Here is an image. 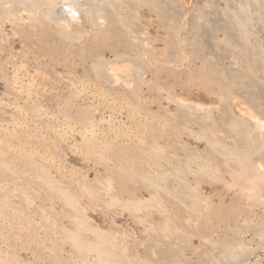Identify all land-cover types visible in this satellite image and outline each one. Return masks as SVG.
Masks as SVG:
<instances>
[{
  "label": "bare ground",
  "instance_id": "6f19581e",
  "mask_svg": "<svg viewBox=\"0 0 264 264\" xmlns=\"http://www.w3.org/2000/svg\"><path fill=\"white\" fill-rule=\"evenodd\" d=\"M200 1L193 13L188 0H0L1 15L27 14L21 54L58 68L34 72L47 84L33 79L24 97L8 80L21 120L0 128V264H183L188 252L117 250L110 218L147 236L196 223L208 244L229 209L256 198L264 208V55L238 37L241 3L256 0ZM10 31L1 19L2 44ZM233 46L243 56L220 67L218 50ZM224 248L191 252L227 264Z\"/></svg>",
  "mask_w": 264,
  "mask_h": 264
},
{
  "label": "rangeland",
  "instance_id": "374dc122",
  "mask_svg": "<svg viewBox=\"0 0 264 264\" xmlns=\"http://www.w3.org/2000/svg\"><path fill=\"white\" fill-rule=\"evenodd\" d=\"M189 1V5L187 6V9L189 8L190 12H195L196 9L198 8V6H200V4H202L203 2H201L200 0H188ZM206 1V0H205ZM261 1V2H260ZM248 2V3H247ZM245 1L244 3H241V6L242 7V11L244 14H246L248 16L247 18V26L245 30L241 31L238 35L239 38H241V43L242 44H247L248 46H251V47H255V49H257L261 54L264 55V0H256L254 1V3H251L250 1ZM194 6V4H196ZM205 3V2H204ZM207 3V2H206ZM246 3V4H245ZM251 6H250V5ZM180 5V4H179ZM223 5V3H222ZM197 6V7H196ZM180 7V6H179ZM191 7V8H190ZM193 8V9H192ZM195 8V9H194ZM192 9V10H191ZM208 11H211L212 10V7L210 6V4L207 3V8H206ZM9 11V10H8ZM24 13V14H23ZM11 14H14V15H11ZM17 14V15H16ZM20 14V13H19ZM18 13H13V11L11 10V12L9 11V15H8V12L6 11V14H4L7 17L9 18H13L15 17L18 21L15 22V23H12V20H9L11 22H9L8 20H6V18H4V15L0 14V20L2 19L3 21V24L5 26V28H7V30L9 29V41L5 44H2V42H0L1 46H0V128H3L4 127H8L10 129H14L16 127V124L21 120V115L20 113L18 112L17 110V105L18 103L16 102V100L13 98V96L9 93L8 89H9V85L10 84V81L8 80H11L12 78V75H15L13 77H15L17 80H18V90L21 92V95H23V97L25 96V86L27 85V83L33 81L34 79V82L36 84V86H38V84H40L38 87L40 88H44L45 85L44 84H47L45 81H41V79L39 78H36V74H34V72L37 73V71L39 72H48L51 69L53 70H57L58 68L57 67H52L50 65L47 66V64H44L42 62L40 63H37L36 60L32 59L31 57L29 58L28 56L24 55L23 53L21 54V51L15 46V43H16V37H15V34H16V31L21 28L23 25L21 24H24V23H27L28 21V18H27V14L25 12H21V14L19 15ZM256 16H255V15ZM22 17V18H20ZM23 18H25L23 20ZM256 18V19H255ZM6 22H5V21ZM9 22V23H8ZM18 24V25H17ZM210 27L211 26V22L208 23ZM207 24V25H208ZM21 25V26H20ZM250 25V26H249ZM249 29V30H248ZM251 29V30H250ZM12 33V35H11ZM14 34V36H13ZM11 35V36H10ZM254 37V39H253ZM152 42H154V39L151 38L150 39ZM244 40V41H243ZM258 42V43H257ZM233 50H232V53L231 52H228L226 50H224L223 48L219 49L218 52L221 53L222 57L221 59H219L218 61V64L220 65V67H222V65H224V62H229L231 61V59H235L233 58V56H236V59L239 61L241 59V57L243 56V50L242 49V46H233L231 47ZM3 49L5 52H3ZM15 50V51H14ZM17 50V51H16ZM19 51V52H18ZM3 52V53H2ZM8 52V53H7ZM14 53V54H13ZM11 54V55H10ZM13 54V55H12ZM24 55V57L22 56ZM18 56H19V59H21V61L18 59ZM15 59H14V58ZM228 57V58H226ZM8 59V60H5V59ZM261 55H255L254 56V59L256 61H261ZM29 59V60H27ZM5 60V61H4ZM7 61V63H6ZM9 61V62H8ZM15 61V62H14ZM2 62V63H1ZM14 62V63H12ZM5 63V64H4ZM12 63V64H11ZM8 64V65H7ZM22 64V66L20 65ZM12 65V66H10ZM17 65V66H15ZM34 65V66H33ZM38 65V66H37ZM9 66V67H8ZM42 66V67H41ZM11 67H12V70H11ZM22 67V68H21ZM44 67V68H43ZM6 68L9 70H6ZM27 69V70H26ZM36 69V71H35ZM6 70V71H5ZM11 70V71H10ZM20 72V73H19ZM27 74H26V73ZM16 73V74H15ZM23 76H22V74ZM9 74V75H8ZM3 77H2V76ZM7 75V76H6ZM18 75V77H17ZM27 75V76H26ZM32 75V76H31ZM49 75V74H48ZM25 76V77H24ZM50 76V75H49ZM8 77V78H7ZM29 77V78H28ZM33 77V78H32ZM35 78H36V81H35ZM24 81H23V80ZM50 79L51 81L53 82L54 80V77L52 78V76H50ZM49 79V80H50ZM4 80V81H3ZM6 80V81H5ZM27 80V81H26ZM2 82V83H1ZM51 82V84H52ZM5 83V84H4ZM23 83V84H22ZM49 84V86L51 85ZM5 85V86H4ZM8 85V86H7ZM22 86V87H21ZM2 87V88H1ZM5 87V88H4ZM7 87V88H6ZM24 88V89H23ZM64 91H65V94L68 95L70 91L69 87L68 86H65L64 87ZM5 92H4V91ZM3 92V93H2ZM6 94V95H5ZM21 97V101H19V103H23L22 100H24V98ZM3 102V103H2ZM2 111V112H1ZM15 111V113H14ZM4 113V114H3ZM7 113V114H6ZM3 114V115H2ZM10 115V116H9ZM14 118V119H13ZM10 119V120H9ZM20 119V120H19ZM4 120L7 122H4ZM9 121V122H8ZM15 122V123H13ZM10 125V126H9ZM64 160L67 162L68 161V164L69 165H77V163H73L74 161L69 159V158H64ZM71 160V161H70ZM72 162V163H71ZM217 175V176H216ZM213 176V177H212ZM222 177L221 173L218 172L216 174H213V175H208L206 176L205 178V183L206 184H209V183H212L214 182L215 180H220V178ZM217 178V179H215ZM210 179V180H209ZM215 179V180H214ZM208 182V183H207ZM250 201H247L245 202L244 204H240L238 205V207H235V208H232L231 210L229 209L228 211H231L230 212H227V219L225 222H219L218 220H214V225H215V228H216V231L214 232V237H213V234L211 235V241H207L209 242V246L208 244L206 243H203L202 241L199 240V238H196L198 235H197V231L200 232V230H204V228L202 226H200L199 224H193V225H183L180 224V223H177V222H173V223H167V226H164V224H157V228H155V230L157 231V234L156 233H150V235L154 236L155 238H151V236H147V233L144 231H142V227L141 226H138V227H133L132 225H130V222L124 220L123 218L121 219H117L115 220L113 217L110 218L111 222H118L117 225L115 224V226H119L118 229L119 231H116L118 232L119 234L121 233V235H117L116 233H111L113 236L112 238L114 239L115 242H113L117 247V250H120L122 252H127L129 251L127 254H130L132 252H143L145 248L147 247H150V252H174L175 254L177 255H180L181 252H188V256L190 258H188L187 260L182 258V260L178 261L179 263H183V264H196L195 263V260L198 258V255H195L193 254L195 251L198 252L199 254L201 253H206V252H210V251H214V252H218L217 250L219 249V252L221 251L220 248L223 250L225 249L224 247H230V249H232L231 247H233V249L235 250H231V254L230 256L233 254V256L229 257V262L227 261L226 263L227 264H230L234 262V264H264V208L263 206L259 203L260 200H258V198H256V202L255 200L253 201L254 204L252 203L251 199H249ZM253 200V199H252ZM258 200V201H257ZM250 208V209H249ZM249 209V210H248ZM248 210V211H247ZM238 211V212H237ZM236 212V213H235ZM245 212H247L245 214ZM239 213V216L242 217L240 218L238 216L237 217H234L236 216V214ZM249 215V216H248ZM252 215V216H251ZM232 216V218L230 217ZM244 216V217H243ZM234 217V218H233ZM115 220H113V219ZM244 218V219H243ZM125 221V225L122 224V223H119L122 222L123 220ZM238 219V220H236ZM218 221V222H217ZM252 221V222H251ZM109 221V224L111 223ZM128 224H127V223ZM218 225H217V223ZM124 223V222H123ZM222 223V225H221ZM246 223V224H245ZM119 224V225H118ZM171 224V225H170ZM227 224V225H226ZM230 224V225H228ZM112 226L114 225L113 223L111 224ZM122 225H123V228H125V230L122 228ZM159 225V226H158ZM166 225V224H165ZM170 225V226H169ZM175 225V227H174ZM195 225V226H194ZM221 225V227H220ZM231 225H234V228L232 229L230 226ZM236 225V226H235ZM262 225V226H261ZM128 226H130L128 228ZM179 226H182V227H179ZM186 226V227H185ZM194 227V230L198 227V230L196 229L195 232L194 230L192 229ZM223 226V227H222ZM229 226V227H227ZM169 227V231H167L166 228ZM176 227H178L179 229H175ZM190 227V229H189ZM226 227V228H225ZM260 227V228H259ZM122 228V229H121ZM160 228V229H158ZM185 228V229H184ZM256 228V229H255ZM132 229V230H131ZM137 229H139L137 231ZM158 229V230H157ZM162 229V230H161ZM166 229V230H164ZM171 229L173 231H177V232H170ZM175 229V230H174ZM192 229L191 232H189L190 230ZM228 229V230H227ZM232 230V231H231ZM129 231L133 232V235H136V236H132L131 232L129 233ZM142 231V232H140ZM181 233H180V232ZM184 231H186L189 235H187V233L185 234ZM123 232H125V234L127 233V238L130 237V238H126L125 237V234L123 236ZM136 232V233H135ZM168 233H171V234H174V235H169L167 234ZM203 232V231H202ZM200 232V233H202ZM238 232V234H237ZM135 233V234H134ZM165 235H164V234ZM192 233V234H191ZM194 233H196L194 235ZM221 233V234H220ZM116 234V235H115ZM155 234V235H154ZM184 234V235H183ZM233 234V235H232ZM235 234V235H234ZM261 236H260V235ZM158 235V236H156ZM164 235V236H162ZM178 235V236H177ZM182 235V236H180ZM190 235L193 236V238L191 237L190 238ZM197 235V236H196ZM147 236V237H146ZM152 236V237H153ZM166 236H168L166 238ZM170 236H172L170 238ZM177 236V237H176ZM184 236V237H183ZM216 236V237H215ZM224 236V237H223ZM116 237H121L119 240L121 241V243L119 242L118 238ZM124 237V238H122ZM137 237V239H136ZM147 239H146V238ZM157 237V239H156ZM162 237V238H161ZM176 237V238H175ZM179 237V238H178ZM181 237V238H180ZM183 237V238H182ZM260 237V238H259ZM126 238V239H125ZM132 238V239H131ZM140 240H139V239ZM164 238H166L164 240ZM173 238H175L173 240ZM218 238V239H216ZM263 238V239H262ZM124 241H123V240ZM135 241H134V240ZM146 239V240H145ZM159 239V240H158ZM171 239L173 240L172 242H175L177 246H175V244H173L171 242ZM178 239V240H176ZM208 239V240H209ZM231 239V240H230ZM128 240V241H126ZM138 240V242H137ZM150 240V241H148ZM159 241V242H156V241ZM199 240V241H198ZM223 240V241H222ZM231 242H234V243H230L229 244V241ZM236 242H235V241ZM239 240V241H238ZM123 241V242H122ZM142 241V243H141ZM148 241V242H147ZM152 241H155L152 243ZM163 241V244L165 242L164 245H162V242ZM178 241V243H177ZM213 241V242H212ZM228 242L227 244L225 243ZM127 242H130V243H127ZM135 242V243H134ZM167 242V243H166ZM182 242V243H181ZM201 242V243H200ZM212 242V243H210ZM139 243H141L140 245H138ZM157 243V244H156ZM159 243V244H158ZM171 243V244H170ZM190 243V244H189ZM218 243V244H217ZM119 244V245H117ZM127 244V245H126ZM144 244V245H143ZM161 244V245H160ZM212 244V246H211ZM215 244V245H214ZM217 244V245H216ZM234 246H233V245ZM239 244V245H238ZM125 245V246H124ZM136 245V247H134ZM155 245V246H154ZM187 245V246H186ZM190 245V247H189ZM220 247H219V246ZM226 245V246H225ZM232 245V246H231ZM238 245V246H237ZM121 246V247H119ZM131 246V247H130ZM138 246V247H137ZM159 246V247H157ZM162 248H161V247ZM164 246V247H163ZM174 246V247H173ZM203 246V247H202ZM214 246V247H213ZM223 246V248H222ZM135 248V251H133V249ZM157 247L156 249H153ZM166 247V248H165ZM171 247V248H170ZM193 249H192V248ZM197 247V248H196ZM213 247V248H212ZM217 247V248H216ZM250 247V248H249ZM137 248V249H136ZM152 248V249H151ZM164 248V250H163ZM168 248V249H167ZM182 248V249H181ZM188 250H187V249ZM194 248L195 251H194ZM199 248H201L199 250ZM22 249V246H18L17 247V251L19 252L20 250ZM122 249V250H121ZM125 249V250H124ZM158 249V251H157ZM172 249V250H171ZM175 249V250H174ZM198 249V250H197ZM217 249V250H216ZM229 249V250H230ZM154 250V251H152ZM174 250V251H173ZM208 250V251H207ZM245 250V251H244ZM118 251V252H120ZM191 251H194V252H191ZM212 251V252H213ZM235 251V253H234ZM68 252H75L73 250L71 251H68ZM78 252V251H76ZM223 252V251H221ZM239 252V253H238ZM193 255L192 257L190 256ZM236 254V255H234ZM243 255V256H242ZM235 256V257H234ZM247 256V257H246ZM241 257V258H240ZM243 257V258H242ZM246 257V258H245ZM178 258H180V256H178ZM232 258V259H231ZM232 261V262H231ZM236 261V262H235ZM240 261V262H239ZM239 262V263H238Z\"/></svg>",
  "mask_w": 264,
  "mask_h": 264
}]
</instances>
